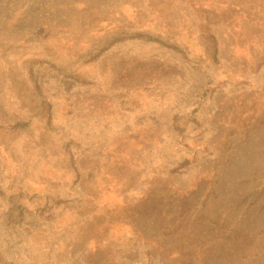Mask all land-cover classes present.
I'll use <instances>...</instances> for the list:
<instances>
[{"label":"rangeland","instance_id":"rangeland-1","mask_svg":"<svg viewBox=\"0 0 264 264\" xmlns=\"http://www.w3.org/2000/svg\"><path fill=\"white\" fill-rule=\"evenodd\" d=\"M0 264H264V0H0Z\"/></svg>","mask_w":264,"mask_h":264},{"label":"trees","instance_id":"trees-1","mask_svg":"<svg viewBox=\"0 0 264 264\" xmlns=\"http://www.w3.org/2000/svg\"><path fill=\"white\" fill-rule=\"evenodd\" d=\"M207 40L210 44L209 50H210L211 57L214 61H217V56H218L219 51L216 45V40L212 35H208Z\"/></svg>","mask_w":264,"mask_h":264}]
</instances>
